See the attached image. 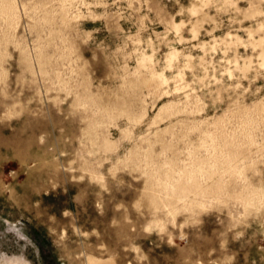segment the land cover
Instances as JSON below:
<instances>
[{
    "label": "rangeland",
    "instance_id": "rangeland-1",
    "mask_svg": "<svg viewBox=\"0 0 264 264\" xmlns=\"http://www.w3.org/2000/svg\"><path fill=\"white\" fill-rule=\"evenodd\" d=\"M0 264H264V0H0Z\"/></svg>",
    "mask_w": 264,
    "mask_h": 264
}]
</instances>
